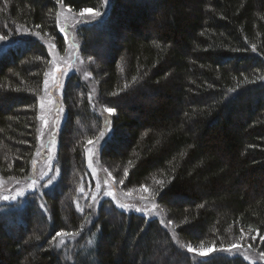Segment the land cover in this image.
I'll list each match as a JSON object with an SVG mask.
<instances>
[{"label": "trees", "instance_id": "trees-1", "mask_svg": "<svg viewBox=\"0 0 264 264\" xmlns=\"http://www.w3.org/2000/svg\"><path fill=\"white\" fill-rule=\"evenodd\" d=\"M60 6L106 12L75 32L99 102L87 81L68 76L51 172L37 190L0 202V264H252L181 245L245 241L264 253V0H108L105 10L103 0H0L4 179L31 174L50 62L41 38L64 49ZM107 107L115 111L99 165L126 188L148 187L160 215L108 198L96 214L87 207L86 147ZM58 231L72 235L53 240Z\"/></svg>", "mask_w": 264, "mask_h": 264}, {"label": "rangeland", "instance_id": "rangeland-1", "mask_svg": "<svg viewBox=\"0 0 264 264\" xmlns=\"http://www.w3.org/2000/svg\"><path fill=\"white\" fill-rule=\"evenodd\" d=\"M103 5V10H105L106 4L104 3V0ZM104 13L106 12H102L100 17H102ZM98 18L93 19L88 14H85V16L82 17L80 16V12L73 11L68 7L60 6L57 13V26L65 40V45H63L64 49L60 52L50 39L41 38L47 47L50 62L46 69L38 96L37 119L39 123L37 129V146L33 157L31 174L29 178H24L22 181L9 180L0 177V202H4V196L9 197V199L5 201H11L13 200L11 199L12 196H16V199L19 197L16 194L20 191L28 193L37 190L44 178L51 172L53 160L56 156L59 130L66 114L62 102L64 83L71 73H77L83 81L89 83L91 89L90 95L97 106L99 96L97 79L96 77L93 79L87 70L89 69L88 63H90L91 60L85 57L82 58L78 52L79 43L76 38L77 33L75 32L82 25L94 22L95 20H98ZM60 29H64V31H61ZM18 33L23 36L26 31L20 30ZM8 43L9 40L3 41L0 39V50L5 48ZM102 56L104 57L103 53H101L99 57L102 59ZM65 70L67 71L65 72ZM46 81L47 85L45 84ZM103 113L104 114H100L103 122V135L101 134L100 136V144H97L94 141L86 147V160L94 179V186L92 188L86 187L81 189L84 194L83 196L87 201V207L91 209L93 214H96L100 202L108 198L113 200L115 205L122 210L140 213L147 217L160 215L162 213V208L156 203V199L153 198L152 191L149 190L148 187L126 188L124 187V183H120L123 179L118 178L114 172L110 171V174H108L101 169L98 155L101 146L111 132V115L104 110ZM49 157H51V159H49ZM30 185L32 186L31 189L29 187ZM145 188L147 191H144ZM109 191L113 192L114 197L106 195ZM129 193L131 194L129 195ZM62 203H64V200ZM137 209H139V211ZM243 233L248 236L251 231L245 229ZM235 244H240L241 247L239 249H234L231 252L220 251L219 249L222 248L202 246L191 247L197 250L204 249L206 253H208L205 256L199 255L202 258L216 252L225 253L230 256H240L252 264H264V259L260 258V253L263 252H259V250L254 248L250 243L240 241ZM57 248H59V246H57ZM181 248H184V250L190 254H196L188 251L189 246L184 247L182 244ZM211 249H217L219 252L211 251Z\"/></svg>", "mask_w": 264, "mask_h": 264}, {"label": "snow or ice", "instance_id": "snow-or-ice-1", "mask_svg": "<svg viewBox=\"0 0 264 264\" xmlns=\"http://www.w3.org/2000/svg\"><path fill=\"white\" fill-rule=\"evenodd\" d=\"M58 2H59V0H58ZM107 2H108V0H104V3H105V4H106ZM85 14L90 15L93 19L98 18V17L101 16L100 11L95 10V9H93V8H83V9H81V10H80V16L83 17V16H85ZM60 30H61V31H64V29H60ZM36 35H39V33H36ZM0 39H3V37H0ZM253 51H255V48H254V47H253ZM66 71H67V70H65V72H66ZM46 75H47V74H46ZM45 84L47 85V81L45 82ZM230 91H231V90H230ZM114 95H115V93H114ZM104 111L107 112L109 115H112V114L114 113L115 109L112 108V107H107V108L104 109ZM102 135H103V134H102ZM100 140H101V138L98 137L97 140L95 141V143L100 144ZM92 143H93L92 140H89V141H88V144H92ZM49 159H51V157H49ZM127 174H128V173H127V170H125V176H127ZM53 179H55V178H53ZM51 183H52V180H49V184H51ZM120 183L123 184L124 181L121 180ZM29 187H30V189L32 188L31 185H30ZM45 187H47V185H45ZM144 191H147V189L145 188ZM130 194H131V193H129V195H130ZM16 195H17V196H23V195H25V193H24L23 191H20V192H18ZM106 195H107V196L114 197V194H113V192H111V191L107 192ZM3 199H4V200H8L9 197H8V196H4ZM11 199L15 200V199H16V196H12ZM137 210L139 211V209H137ZM69 235H72V234H71V233H66V232H63V231H58V232H56L55 236L53 237V240H55L57 237H67V236H69ZM259 238H260V240H261L262 242H264V236H260ZM241 239H244L243 233L241 234ZM252 239L255 240L256 237L253 236ZM240 247H241L240 244H232V245H230L228 248H222V249H219V250H220V251H225V252H231L232 250H234V249H239ZM216 250H217V249H211V251H216ZM188 251H189V252H192V253H196V254H198V255H200V256H205L206 254H208V253H206V251H205L204 249L197 250V249L192 248L191 246H189ZM260 258H261V259H264V253H260Z\"/></svg>", "mask_w": 264, "mask_h": 264}]
</instances>
